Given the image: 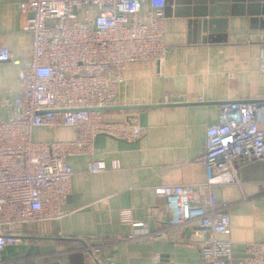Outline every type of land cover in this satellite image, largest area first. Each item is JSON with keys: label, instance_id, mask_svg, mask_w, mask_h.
Masks as SVG:
<instances>
[{"label": "crops", "instance_id": "0c3cea01", "mask_svg": "<svg viewBox=\"0 0 264 264\" xmlns=\"http://www.w3.org/2000/svg\"><path fill=\"white\" fill-rule=\"evenodd\" d=\"M20 1L0 0V46L11 54V61L0 64V102L18 95L19 71L30 64L32 36L22 29ZM142 11L147 17L149 6L144 4ZM165 17L168 53L162 73L154 61L127 63L116 108L102 110L107 121L140 126L141 138L126 142L99 135L92 154L68 157L74 173L65 214L19 226L18 241L3 251L5 264H97L82 248L102 243L108 253L100 255L98 264H203L204 241L185 234L199 225L170 226L165 199L154 188L205 182V131L217 122L219 104L264 100V72L259 71L264 0H171L166 1ZM166 93L169 99L163 102ZM10 114L0 105V120ZM77 135L66 126L32 131L36 141H66ZM93 159L107 164L119 160L121 167L88 173ZM236 165L239 184H215L209 190L230 204L231 231L225 238L234 258L240 259L246 244L264 240V164L257 159L238 160ZM205 193L197 189L195 195ZM124 209L130 210L126 222L121 219ZM130 222H144L149 234L123 241L133 231Z\"/></svg>", "mask_w": 264, "mask_h": 264}, {"label": "built area", "instance_id": "2783aa9c", "mask_svg": "<svg viewBox=\"0 0 264 264\" xmlns=\"http://www.w3.org/2000/svg\"><path fill=\"white\" fill-rule=\"evenodd\" d=\"M144 4L149 6L147 17ZM165 6L166 0L19 2L25 17L22 29L32 36V52L29 66L19 71L18 95L0 102L11 112L0 120V264H5L6 246L18 241L19 226L65 214L63 205L74 173L68 157L92 154L93 141L99 135L126 142L141 138L140 126L107 121L100 108L117 104V86L127 63L154 61L162 73L168 53ZM7 61H11L10 51L0 46V64ZM259 71L264 72V42L259 44ZM168 99L166 93L163 102ZM56 126L73 128L78 135L66 141L33 139L35 127ZM257 159H264V100L223 102L217 122L205 131L202 161L206 181L154 188L165 199L170 226L206 229L208 237L200 247L203 264H264V240L246 244L245 255L234 258L231 242L225 238L231 231L230 204L218 201L209 190L215 184H239L236 161ZM120 167L119 160L107 164L93 159L87 172ZM197 189L206 191L205 195L196 196ZM129 214V209L122 210V221H128ZM130 225L133 231L123 241L149 234L144 222ZM107 249L104 243L82 248L97 264Z\"/></svg>", "mask_w": 264, "mask_h": 264}, {"label": "water", "instance_id": "95a60500", "mask_svg": "<svg viewBox=\"0 0 264 264\" xmlns=\"http://www.w3.org/2000/svg\"><path fill=\"white\" fill-rule=\"evenodd\" d=\"M167 2H171V0H166ZM201 28L203 31H206L207 29V21L201 22ZM205 39V38H203ZM212 37L209 36V40H211ZM138 107V106H137ZM116 106L112 107H105V108H100V110H107V109H114ZM255 161V160H254ZM263 164H264V159H262ZM261 181H264V176H262ZM186 236L190 237L191 240L196 241V242H203L206 238V229L201 226L194 227L192 230H187L186 231Z\"/></svg>", "mask_w": 264, "mask_h": 264}]
</instances>
